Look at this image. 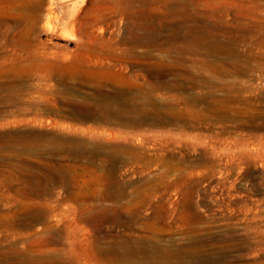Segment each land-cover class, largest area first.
Returning a JSON list of instances; mask_svg holds the SVG:
<instances>
[{
	"label": "rangeland",
	"instance_id": "obj_1",
	"mask_svg": "<svg viewBox=\"0 0 264 264\" xmlns=\"http://www.w3.org/2000/svg\"><path fill=\"white\" fill-rule=\"evenodd\" d=\"M0 88V264H264V0H0Z\"/></svg>",
	"mask_w": 264,
	"mask_h": 264
},
{
	"label": "bare ground",
	"instance_id": "obj_2",
	"mask_svg": "<svg viewBox=\"0 0 264 264\" xmlns=\"http://www.w3.org/2000/svg\"><path fill=\"white\" fill-rule=\"evenodd\" d=\"M171 1V0H170ZM173 1V0H172ZM166 5V4H165ZM174 5H176V4H174ZM184 6V5H183ZM180 9V8H179ZM192 9V8H191ZM71 12V11H70ZM179 12V11H178ZM182 13V12H181ZM174 14V13H173ZM178 14V13H177ZM186 14V13H185ZM144 16V15H143ZM188 16V15H187ZM146 17V16H145ZM150 17V16H149ZM176 18V17H175ZM182 18V17H181ZM183 19V18H182ZM187 27V26H186ZM176 30V29H175ZM180 30V29H179ZM178 32V31H177ZM136 33H138V32H136ZM135 33V34H136ZM176 37H177V35H176ZM185 37V36H184ZM183 36H182V38H184ZM133 39V38H132ZM152 39V38H151ZM167 39L169 40V38L167 37ZM176 39V38H175ZM185 40V39H184ZM189 40V39H188ZM131 41V40H130ZM177 41V40H176ZM132 42V41H131ZM147 42V41H146ZM145 42V43H146ZM164 42V41H163ZM185 42V41H184ZM187 42V41H186ZM143 45V44H142ZM155 47V46H154ZM168 48V47H167ZM213 51V50H212ZM188 52H190V51H188ZM195 55H196V53H194ZM161 58V57H160ZM210 60V59H209ZM197 62V61H196ZM197 64V63H196ZM226 68V67H225ZM24 69V68H23ZM186 72V71H185ZM201 73V72H200ZM197 74V73H196ZM202 75V74H201ZM197 76V75H196ZM199 78V77H198ZM168 79V78H167ZM186 79V78H185ZM126 80H127V77H126ZM190 80V79H189ZM188 80V81H189ZM193 80V79H192ZM199 80V79H198ZM183 81V80H182ZM191 81V80H190ZM186 82V81H185ZM121 83H122V80H121ZM181 83H183V82H181ZM211 83V82H210ZM227 83V82H226ZM85 84V83H84ZM108 84H110V83H108ZM93 85V84H92ZM107 85V84H106ZM126 85V84H125ZM132 85V84H131ZM239 85V84H238ZM69 86V85H68ZM88 86V85H87ZM91 86V85H90ZM95 86V85H94ZM97 86V85H96ZM127 86V85H126ZM156 86L158 87V86H160V84L158 83V84H156ZM98 87V86H97ZM122 87H124V85L122 86ZM127 87H129V85L127 86ZM179 87V86H178ZM181 87V86H180ZM189 87V86H188ZM110 88V87H109ZM113 88H115V87H113ZM192 88V87H191ZM1 89V88H0ZM74 89V88H73ZM120 89V88H119ZM131 89V88H130ZM143 89V88H142ZM145 89H147V88H145ZM109 91L111 90V89H108ZM136 90V89H135ZM112 91V90H111ZM114 91V90H113ZM129 91V90H128ZM145 92V91H144ZM93 93V92H92ZM104 93V92H103ZM122 93V92H121ZM146 93V92H145ZM149 93V92H148ZM125 94V93H124ZM138 95V94H137ZM105 96H106V94H105ZM125 96V95H124ZM127 96V95H126ZM225 96V95H224ZM119 97V96H118ZM128 97V96H127ZM138 97V96H137ZM143 97V96H142ZM98 98V97H97ZM103 98V97H102ZM105 98V97H104ZM106 98H107V96H106ZM132 98V97H131ZM204 98V97H203ZM133 99V98H132ZM137 99V98H136ZM147 99H148V97H147ZM208 99V98H207ZM219 99V98H218ZM121 100H123V99H121ZM209 100V99H208ZM46 101V100H45ZM186 101V100H185ZM217 102V101H216ZM59 103V102H58ZM63 103V102H62ZM97 104V103H96ZM122 104V103H121ZM124 104V103H123ZM131 104V103H130ZM66 105V104H65ZM64 105V106H65ZM95 105V104H94ZM104 105V104H103ZM72 106V105H71ZM95 106H97V105H95ZM76 107V106H75ZM225 107V106H224ZM223 107V108H224ZM74 110H75V108H74ZM82 110V109H81ZM162 110V109H161ZM109 111H110V109H109ZM108 111V112H109ZM77 112V111H76ZM213 112V111H212ZM122 113V112H121ZM124 113V112H123ZM83 114V113H82ZM155 114V113H154ZM104 115V114H103ZM112 115V114H111ZM125 117V116H124ZM138 118V117H137ZM142 119V118H141ZM132 121V120H131ZM104 122V121H103ZM128 122V121H127ZM106 123V122H105ZM129 123V122H128ZM122 125V124H121ZM157 125V124H156ZM104 127V126H103ZM105 127H107V126H105ZM139 129V128H138ZM110 130H112V128H110ZM120 130V129H119ZM122 130V129H121ZM23 131V130H22ZM112 132V131H111ZM133 133V132H132ZM2 134V133H1ZM132 136V135H131ZM62 137V136H61ZM125 137V136H124ZM122 138H123V136H122ZM126 138V137H125ZM95 144V143H94ZM98 145V144H97ZM115 145V144H114ZM97 147V146H96ZM91 148H93V147H91ZM118 150V149H117ZM21 152V151H20ZM69 152V151H68ZM132 152V151H131ZM40 153V152H39ZM115 153V152H114ZM148 153V152H147ZM56 154V153H55ZM69 155V154H68ZM71 155V154H70ZM115 155H117L116 153H115ZM149 155V154H148ZM48 156V155H47ZM52 156V155H51ZM61 156V155H60ZM79 156V155H78ZM129 156V155H128ZM139 156V155H138ZM0 157H1V155H0ZM3 158H4V155L2 156ZM1 157V158H2ZM131 157V156H130ZM6 158V157H5ZM9 158H10V156H9ZM8 158V159H9ZM13 158V157H12ZM140 158V157H139ZM69 159V158H68ZM72 159V158H71ZM92 159V158H91ZM2 160V159H1ZM11 160V159H10ZM10 160H9V162H10ZM59 160V159H58ZM85 160V159H84ZM102 160V159H101ZM7 161V160H6ZM71 161V160H70ZM69 161V162H70ZM89 161H90V159H89ZM116 161V160H115ZM3 162V161H2ZM11 162H12V160H11ZM10 162V163H11ZM17 162V161H16ZM73 162V161H72ZM100 162V161H99ZM99 162H98V164H99ZM102 162V161H101ZM96 163V162H95ZM64 164V163H63ZM101 164V163H100ZM105 164V163H104ZM14 165V164H13ZM12 165V166H13ZM72 165V164H71ZM116 165V164H115ZM118 165V164H117ZM13 167H16L15 165L13 166ZM68 167V166H67ZM80 167V166H79ZM115 168H116V166H115ZM19 170H20V168H18ZM27 169V168H26ZM29 169V168H28ZM33 169H35V168H33ZM73 169H75V168H73ZM6 170V169H5ZM4 170V171H5ZM14 170H17L16 168L14 169ZM18 170V171H19ZM66 170V169H65ZM84 170V169H83ZM77 171V170H76ZM82 171V170H81ZM21 172V171H20ZM20 172H17V173H20ZM56 172V171H55ZM22 173V172H21ZM28 174V173H27ZM63 174V173H62ZM24 175V174H23ZM117 175V174H116ZM17 176V175H16ZM30 176V175H29ZM46 177V176H45ZM20 179V178H19ZM162 179V178H161ZM27 181H28V179H26ZM44 180V179H43ZM34 181V180H33ZM32 181V182H33ZM59 181H61V180H59ZM113 181V180H112ZM43 182V181H42ZM79 182V181H78ZM28 183H30V182H28ZM34 183H37V182H34ZM33 183V184H34ZM53 183V182H52ZM21 184V183H20ZM23 184V186L25 187V185L24 184H27V183H22ZM38 184V183H37ZM44 184V183H43ZM35 185V184H34ZM50 185V184H49ZM52 185V184H51ZM82 185V184H81ZM55 186V185H54ZM58 186V185H57ZM64 187V186H63ZM130 187V186H129ZM166 187H167V185H166ZM172 187V186H171ZM52 188V187H51ZM50 188V189H51ZM78 188V187H77ZM89 188V187H88ZM69 189V188H68ZM78 189H80V188H78ZM31 190V189H30ZM98 190H100V189H98ZM121 190V189H120ZM11 191V190H10ZM18 191V190H17ZM24 191V190H23ZM29 191V190H28ZM50 192V191H49ZM131 193V192H130ZM19 194V193H18ZM116 194V193H115ZM121 195V194H120ZM39 196V195H38ZM122 196V195H121ZM106 198V197H105ZM110 198V197H109ZM138 199H140V198H138ZM107 201V200H106ZM124 202H125V199H124ZM97 203V202H96ZM110 203V202H109ZM130 203H131V201H130ZM139 203V202H138ZM82 204V203H81ZM80 205V204H79ZM95 205V204H94ZM162 205V204H161ZM125 206H127V205H125ZM101 207V206H100ZM102 208V207H101ZM137 208V207H136ZM112 209V208H111ZM116 209V208H115ZM127 209V208H126ZM139 209V208H138ZM153 210V209H152ZM162 210V209H161ZM96 211V210H95ZM101 211V210H100ZM124 211V210H123ZM126 211V210H125ZM121 212V211H120ZM139 212V211H138ZM137 212V213H138ZM22 214V213H21ZM37 214V213H36ZM97 214V213H96ZM144 214V213H143ZM94 215V214H93ZM121 215V214H120ZM152 215H153V213H152ZM23 217H24V215H22ZM139 216V215H138ZM145 216V215H144ZM150 216V215H149ZM157 216L158 215H153L151 218H153V219H157ZM32 217V216H31ZM37 217V216H36ZM166 217V216H165ZM27 218H28V216H27ZM97 218V217H96ZM135 217L132 215V216H130L129 217V219H127V220H124V219H122L121 217H118L117 215H114V216H104V217H102V218H98V219H96V220H93L92 222H93V237H98L99 236V233H100V224L102 223V222H108V223H111V225L112 224H114V223H117V222H122L121 224L122 225H124V226H128L129 225V222L131 221V220H133ZM167 218V217H166ZM6 219V218H5ZM4 219V220H5ZM31 219H33V218H31ZM90 219V218H89ZM1 220V219H0ZM3 220V219H2ZM87 220V219H86ZM24 221H26V220H24ZM160 221V220H159ZM18 222V221H17ZM82 222H84V221H82ZM89 222V221H88ZM163 222H165V220L163 221ZM72 223V222H71ZM135 223V222H134ZM133 224V223H132ZM153 224H155V223H153ZM15 225V224H14ZM50 226V225H49ZM138 226V225H137ZM161 226V225H160ZM70 227V226H69ZM107 227V226H106ZM113 227V226H112ZM24 228V227H23ZM46 228V227H45ZM87 228V227H86ZM108 228V227H107ZM132 228V227H131ZM159 228H161V227H159ZM109 229V228H108ZM158 229V228H157ZM92 229H90V231H91ZM110 230V229H109ZM160 230V229H159ZM14 231V230H13ZM40 231V230H39ZM86 231V230H85ZM92 232V231H91ZM90 232V233H91ZM108 232V231H107ZM133 233V232H132ZM103 234V233H102ZM101 234V235H102ZM155 234V233H154ZM118 235V234H117ZM116 235V236H117ZM121 236V235H120ZM49 237V236H48ZM109 237V236H108ZM57 238V237H56ZM165 238V237H164ZM8 239V238H7ZM158 239V238H157ZM1 240V239H0ZM118 240V239H117ZM45 241V240H44ZM89 241V240H88ZM92 241V240H91ZM90 241V242H91ZM125 241V240H124ZM158 241V240H157ZM43 242V241H42ZM99 242V245H97V246H95V248L93 247L91 250H92V254H94L95 255V258H97L98 256H100V255H102V256H106V257H108V259L107 260H109V261H113L114 262V260L115 259H118V258H120V259H123V258H125L126 259V261L128 262V263H134V260L135 259H132V257H136V256H138L139 254H140V252H142V254H143V259H142V261H141V264H145V263H147V264H154V258H156V255H154L153 253H149V252H146V251H143V250H140V249H134L133 247H131V246H129V245H125V244H123L121 247H119L118 248V246L117 245H115V244H109V245H106L105 247H103L102 245H101V242L100 241H98ZM131 242V241H130ZM134 242V241H133ZM138 242V241H137ZM152 242V241H151ZM49 243H52V244H54L55 246H58V245H60L61 243L58 241V240H49ZM111 243V242H110ZM126 243V242H125ZM159 243V242H158ZM16 245V244H15ZM150 245V244H149ZM154 246V245H153ZM170 246V245H169ZM39 248V247H38ZM165 248V247H164ZM163 248V249H164ZM18 249V248H17ZM156 249V248H155ZM41 250V249H40ZM48 250V249H47ZM37 251V250H36ZM181 251V250H180ZM192 251V250H191ZM164 252V251H163ZM63 253H62V250L61 249H59V248H55V249H53V250H51V252H49L46 256L48 257V258H51V257H56V256H61ZM156 254V253H155ZM162 254V253H161ZM160 254V255H161ZM165 254H166V252H165ZM179 254V253H178ZM10 255V254H9ZM10 257H11V255H10ZM129 257H131V258H129ZM40 258V257H39ZM61 258V257H60ZM102 258V257H101ZM161 258V257H160ZM6 259V258H5ZM30 260V259H29ZM37 260H39V259H37ZM98 260H100V259H98ZM103 260V259H102ZM16 261V260H15ZM14 261V262H15ZM89 261V260H88ZM117 261V260H116ZM43 262V261H42ZM161 262V261H160ZM112 263V262H111ZM159 263V262H158ZM164 263V262H163ZM44 264V263H43ZM51 264H68V262H61V263H55V262H51ZM90 264H92L91 263V261H90ZM110 264V263H109Z\"/></svg>",
	"mask_w": 264,
	"mask_h": 264
}]
</instances>
